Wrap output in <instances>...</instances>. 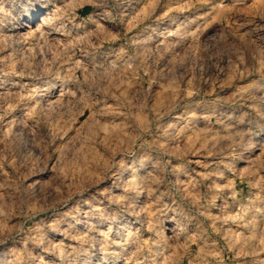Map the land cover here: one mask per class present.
<instances>
[{"label": "rangeland", "instance_id": "374dc122", "mask_svg": "<svg viewBox=\"0 0 264 264\" xmlns=\"http://www.w3.org/2000/svg\"><path fill=\"white\" fill-rule=\"evenodd\" d=\"M3 3L0 264H264V0Z\"/></svg>", "mask_w": 264, "mask_h": 264}, {"label": "bare ground", "instance_id": "6f19581e", "mask_svg": "<svg viewBox=\"0 0 264 264\" xmlns=\"http://www.w3.org/2000/svg\"><path fill=\"white\" fill-rule=\"evenodd\" d=\"M3 1L4 0H0V4H2L3 3ZM37 2V1H36ZM4 4V3H3ZM8 4V3H7ZM31 7V6H30ZM60 8V7H59ZM61 9V8H60ZM51 11V10H50ZM59 12H61V11H59ZM56 13V10H55V12H54V10H53V13L50 15L49 13H47L46 15H44V16H42V18L41 19H39V14L38 13H36V12H34V13H32V14H30V15H28L27 16V22H26V24L27 23H32L29 27H34V26H36V28L34 29V33H35V35L36 36H42V34H46V26L49 24V22L52 20V18H53V15ZM49 14V15H48ZM60 14V13H59ZM4 15V14H3ZM55 15H57V13L55 14ZM54 15V16H55ZM5 16V15H4ZM1 18H2V16H1ZM41 22V23H40ZM7 36V35H6ZM46 36V35H45ZM1 37V36H0ZM3 37H5V36H3ZM65 71L66 70H64V73H65ZM67 76V75H66ZM2 86V85H1ZM0 89H2V88H0ZM68 89V88H67ZM69 90H72V89H70L69 88ZM62 91V90H61ZM2 92V91H1ZM3 92H5V91H3ZM7 92H9V91H7ZM6 92V93H7ZM64 92V91H63ZM70 92V91H69ZM66 93V94H64V95H61V96H50L49 98H48V100L47 101H49V106L51 105V106H55V107H57L58 109H59V111H62V109H63V106L64 105H66V107H67V105H69V102L70 101H72V100H74L73 99V97L71 96V94L72 93ZM14 93V92H13ZM16 93V92H15ZM0 94H2V93H0ZM8 94V93H7ZM7 94L5 95L6 97H7ZM61 94V93H60ZM79 94V93H78ZM3 95V94H2ZM44 95V93H39V97H41V96H43ZM10 96V95H9ZM75 96V95H74ZM80 97V96H79ZM79 97H77L78 99H79ZM4 98V97H3ZM10 98V97H9ZM16 98V97H15ZM5 99V98H4ZM8 99V98H7ZM11 99V98H10ZM0 100H1V98H0ZM44 100V99H43ZM80 100H82V99H80ZM11 101H13V100H11ZM46 101V102H47ZM7 102H9V101H7ZM78 102H79V100H78ZM73 103V102H72ZM45 104V103H44ZM75 104H76V102H75ZM74 104V105H75ZM6 105V104H5ZM47 105V104H46ZM11 106V105H10ZM37 106V105H36ZM50 106V107H51ZM7 107V106H6ZM6 107H4V108H6ZM43 107H45V106H43ZM65 107V108H66ZM36 108V107H35ZM34 108V109H35ZM47 108V107H46ZM69 108V107H68ZM23 109V108H22ZM9 110V109H8ZM43 110H44V108H43ZM57 110V109H56ZM29 111H30V109L26 106V108H25V112H27V113H29ZM47 111H49V110H47ZM52 111H54V110H52ZM55 113H56V111H54ZM19 113V112H18ZM60 114H61V112H59ZM63 114V113H62ZM33 115H34V113H33ZM27 116H28V114H27ZM54 116V115H53ZM56 117V116H55ZM22 118H24V117H22ZM57 118V117H56ZM63 118V117H62ZM5 119V118H4ZM60 119V118H59ZM1 122H2V120H1ZM5 122V121H4ZM10 123V120L8 121H6V124H9ZM11 126V125H10ZM19 126H21V124L19 125ZM15 127H17V126H15ZM12 129V128H11ZM7 131H9V130H7ZM10 132V131H9ZM5 133H7V132H5ZM4 136H7V135H4ZM62 228H63V226H62ZM65 228V227H64ZM64 230V229H63ZM170 230V229H169ZM65 231V230H64ZM63 232V231H62ZM103 232V231H102ZM64 233H66V232H64ZM66 235V234H65ZM68 236H70V235H68ZM73 237H74V235H73ZM50 254V253H49ZM16 258V257H15ZM11 260H12V258H11Z\"/></svg>", "mask_w": 264, "mask_h": 264}]
</instances>
